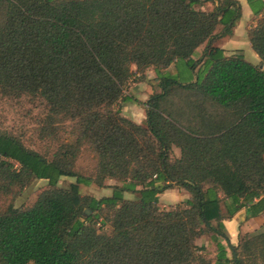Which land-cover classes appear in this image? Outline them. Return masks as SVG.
Returning <instances> with one entry per match:
<instances>
[{
	"label": "trees",
	"instance_id": "16d2710c",
	"mask_svg": "<svg viewBox=\"0 0 264 264\" xmlns=\"http://www.w3.org/2000/svg\"><path fill=\"white\" fill-rule=\"evenodd\" d=\"M203 1L0 0V96L43 100L40 132L56 140L48 157L0 128V194L48 183L29 206L0 209V264H211L195 243L210 232L232 255L215 237L214 264H264V230L232 245L222 223L264 199V0H247L261 12L248 30L257 65L214 44L231 34L239 1L197 9ZM179 60L190 80L163 72ZM148 68L159 90L141 124L116 105L132 101L125 85ZM66 122L71 141L57 139ZM84 148L90 175L75 169ZM64 176L75 180L60 186ZM80 184L111 192L82 195ZM172 186L189 197L160 208Z\"/></svg>",
	"mask_w": 264,
	"mask_h": 264
},
{
	"label": "rangeland",
	"instance_id": "374dc122",
	"mask_svg": "<svg viewBox=\"0 0 264 264\" xmlns=\"http://www.w3.org/2000/svg\"><path fill=\"white\" fill-rule=\"evenodd\" d=\"M195 7L202 10H211L214 7V2L206 0L201 4H197ZM203 46L204 44L201 45V47ZM131 68L135 71V65H132ZM150 69L151 68L146 69L140 76H137L136 73L133 72L123 91V95L132 97V101L121 100L116 105L121 113L130 115L136 120H140L141 124L144 123L145 116L144 101L151 93L159 90L157 83H153L151 79H147L149 75H152V73L149 72ZM178 70L179 72L176 77L179 80H190V71H188L185 64L182 62L179 63ZM136 96L139 97V99ZM145 96L147 97L145 98ZM176 102L178 101L176 100ZM46 112V106L43 100L39 98L28 95H22L17 98L0 96V128L15 135L26 147L50 157L56 149V140L53 139L52 136H42L40 132L41 124L39 123ZM59 127L57 139L71 141L73 136L69 133L70 124L66 122ZM170 155L172 158L179 157V148L173 147ZM94 164L95 159L93 154L84 148L76 160L75 169L82 175H90L93 171ZM74 180V177L64 176L60 178L58 184L60 186H67ZM106 183L112 184L117 182L115 180H106ZM47 186V180L36 179L14 196L10 194H0V209L5 208L10 202L15 206H29L36 199L38 193ZM79 187L82 195L87 194L100 197L106 194L108 195V193L110 194L111 192L110 188L107 187L95 188L93 185L86 186L84 184H80ZM124 195L125 197L131 196L127 192H125ZM187 197H189V193L185 189L172 186L161 193V200H158V205L160 208L170 209L177 205H183ZM97 227H99L101 232H110L109 224H102L100 219H98Z\"/></svg>",
	"mask_w": 264,
	"mask_h": 264
},
{
	"label": "crops",
	"instance_id": "0c3cea01",
	"mask_svg": "<svg viewBox=\"0 0 264 264\" xmlns=\"http://www.w3.org/2000/svg\"><path fill=\"white\" fill-rule=\"evenodd\" d=\"M238 1L240 3L241 15L238 18V20H236V22L234 23L231 34L223 35L222 34L223 32H221L214 39V44L224 49V52L227 55L232 54L235 51H240L246 61L254 65H257L260 63V58L250 44L248 30L256 24L257 20L261 16V12L255 14L252 11V8L248 4L247 0H238ZM203 47L199 46L196 49L194 55L192 56L194 59L198 58L201 55ZM181 62L185 64L187 66L188 71H190L187 63L185 61L179 60L176 63H173L170 66H168L166 69L163 70V72L176 76L179 72L178 65ZM262 67H264V65H262ZM149 72L152 73V75H149L147 79L148 80L151 79L153 83L154 82L157 83V81L154 79L155 78L154 70L151 68ZM136 75L140 76L139 73H136ZM190 75L191 76L189 79L192 78L191 71H190ZM146 97L147 96H145V98ZM137 98L139 99V97ZM122 115L126 116L127 118H130L134 122L141 123L140 120H136L130 115L123 113ZM158 199L159 201L161 200V194H159ZM222 212L223 213L226 212L223 206H222ZM222 223L226 233L228 234L229 241L232 245H237L240 236L245 233H256L263 231L264 230V199L262 200H260V198L254 199L252 203L246 204L241 208H239L231 217L224 218L222 220ZM215 237H217V239L221 241L225 246L227 251V257L230 259L232 256L231 250H229L226 243L222 240L221 237L217 236L216 233L210 232L208 234L202 235L195 240V243L198 246L205 247L204 253L211 260V264L215 263L216 255H217V247L214 241Z\"/></svg>",
	"mask_w": 264,
	"mask_h": 264
}]
</instances>
